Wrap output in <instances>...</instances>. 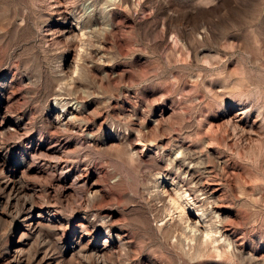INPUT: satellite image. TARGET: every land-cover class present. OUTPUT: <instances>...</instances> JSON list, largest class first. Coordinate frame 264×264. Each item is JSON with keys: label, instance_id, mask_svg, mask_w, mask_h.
<instances>
[{"label": "rangeland", "instance_id": "rangeland-1", "mask_svg": "<svg viewBox=\"0 0 264 264\" xmlns=\"http://www.w3.org/2000/svg\"><path fill=\"white\" fill-rule=\"evenodd\" d=\"M96 254L264 264V0H0V264Z\"/></svg>", "mask_w": 264, "mask_h": 264}, {"label": "bare ground", "instance_id": "bare-ground-1", "mask_svg": "<svg viewBox=\"0 0 264 264\" xmlns=\"http://www.w3.org/2000/svg\"><path fill=\"white\" fill-rule=\"evenodd\" d=\"M106 3V2H105ZM108 3V2H107ZM68 10V9H67ZM82 10H83V8H82ZM91 11V10H90ZM81 13V12H80ZM89 13V12H88ZM84 15V14H83ZM82 16V15H81ZM103 16V15H102ZM76 17H78V16H76ZM60 18V17H59ZM63 18H65L64 16H63ZM82 18V17H81ZM84 18H85V16H84ZM61 19V18H60ZM101 19V18H100ZM63 20V19H62ZM103 20V19H102ZM82 21V20H81ZM75 22H77V21H75ZM79 22H80V20H79ZM88 22V21H87ZM109 22V21H108ZM84 23V22H83ZM103 23V22H102ZM88 24V23H87ZM86 24V25H87ZM104 25V24H103ZM78 26V35H76L77 37H79V35L80 34H82V33H84L85 31H83L81 28H80V25L78 24L77 25ZM89 26V25H88ZM93 27V26H92ZM90 28V27H89ZM92 30L93 29H95V26H94V28H91ZM98 30V29H97ZM89 32V31H88ZM99 32V31H98ZM87 35V34H86ZM83 36V35H82ZM89 36V35H88ZM87 36V37H88ZM91 36V35H90ZM84 38V37H83ZM78 39H81V38H78ZM85 40H87V39H84V41ZM79 41V40H78ZM81 41V40H80ZM85 52V51H84ZM80 55V54H79ZM83 58V57H82ZM77 66H76V64H73V67L71 68L72 70H74L75 68H76ZM79 67V66H78ZM60 70V69H59ZM62 70V69H61ZM74 71H76V70H74ZM72 72V71H71ZM77 72H78V69H77ZM64 73V72H63ZM68 74V73H67ZM70 74V73H69ZM63 75H66V74H63ZM70 76V75H69ZM63 77V76H62ZM66 77V76H65ZM64 77V78H65ZM68 77V76H67ZM73 77V76H72ZM61 78V77H60ZM59 78V79H60ZM63 78V79H64ZM65 79H67V78H65ZM72 79V78H71ZM62 79H60V81H61ZM63 81V80H62ZM69 81V80H68ZM67 81V82H68ZM66 82V83H67ZM58 83V82H57ZM69 83V82H68ZM67 83V84H68ZM69 84H73V83H69ZM68 84V85H69ZM62 85H63V82H62ZM64 85H65V83H64ZM63 85V86H64ZM63 86H61L60 85V88L61 87H63ZM72 86V85H71ZM70 86V87H71ZM54 87H56V86H54ZM65 87H66V85H65ZM65 87H63L62 89H64ZM68 87V86H67ZM73 87V86H72ZM69 88V87H68ZM61 89V90H62ZM70 89V88H69ZM68 89V90H69ZM73 89V88H72ZM67 90V89H66ZM64 91V90H63ZM74 91V90H73ZM58 92H60L59 90H58ZM62 92V91H61ZM60 92V93H61ZM70 92H72V91H70ZM80 92V91H79ZM56 93H57V89H54L53 88V91H52V104L50 105V110H49V113H50V117H51V121L55 124V125H57V127L58 126H60V127H63V128H67V127H70L71 125V123L73 124L78 118H80V116L82 115V113H83V111L78 107V102H77V99L75 98L76 96H74V95H72V97H57L56 96ZM59 93V94H60ZM66 93V92H65ZM73 93V92H72ZM67 94V93H66ZM61 96V95H60ZM53 125V124H52ZM62 128V129H63ZM69 129V128H68ZM63 130H65V129H63ZM68 131V130H67ZM161 187V189L159 190V192H160V194H164V196H163V200L162 201H164V203L166 204V205H164V206H168L169 208L170 207H172V208H174V210H175V218L180 222V223H182V225L183 226H187V225H194V224H192L193 223V221H194V223H195V221H197V218H198V215H200L201 213H194V212H192V211H190V210H188V207H190L189 205H190V203L192 202L191 201V197L189 196V194L188 193H186V191H179L176 187H174L171 191H167V189H165L164 188V186L162 185V186H160ZM171 188V187H170ZM10 189V188H9ZM192 205V204H191ZM31 206V205H30ZM30 206H28V207H30ZM167 208V207H166ZM33 209L30 207L29 208V215L32 217V216H34V214H33V211H32ZM169 210V209H168ZM173 210V209H172ZM28 211V210H27ZM168 213H170L169 211H168ZM28 215V214H27ZM192 215V216H191ZM190 216L192 217V218H190ZM203 216V215H202ZM173 217V216H172ZM171 217V218H172ZM200 218V217H199ZM173 220V219H172ZM192 220V221H191ZM200 220H202V219H200ZM173 221H175V220H173ZM178 223V222H177ZM30 226V225H29ZM183 226H181V227H183ZM196 227V226H195ZM198 229V228H197ZM187 230H188V226H187ZM192 230V229H191ZM182 231V230H181ZM183 231H184V229H183ZM182 231V232H183ZM190 231V230H189ZM196 231V230H195ZM200 231H202V240L203 241H210V240H214L213 239V233H212V230L210 229V226H204ZM185 232V231H184ZM191 232V231H190ZM193 233V232H192ZM217 233H219V232H217ZM190 234V233H189ZM190 235H192V234H190ZM190 235H186V236H188V237H190ZM192 237H194V236H192ZM186 238V237H185ZM220 238V237H219ZM187 239V238H186ZM193 239H195V238H193ZM186 242H189V241H186ZM211 242V241H210ZM190 244H191V242H189ZM103 246V245H102ZM101 246V247H102ZM89 253V252H88ZM79 254V253H78ZM81 255V254H80ZM85 255V254H84ZM88 255V254H87ZM96 255H98V254H96ZM100 255V256H99ZM98 255V257H97V261L100 263V264H104L103 263V256L101 255V254H99Z\"/></svg>", "mask_w": 264, "mask_h": 264}]
</instances>
